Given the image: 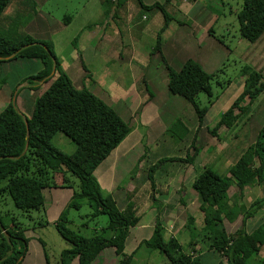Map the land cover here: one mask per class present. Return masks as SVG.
I'll use <instances>...</instances> for the list:
<instances>
[{"label":"rangeland","instance_id":"1","mask_svg":"<svg viewBox=\"0 0 264 264\" xmlns=\"http://www.w3.org/2000/svg\"><path fill=\"white\" fill-rule=\"evenodd\" d=\"M25 2L26 9L22 8L21 14L17 16L6 18L4 13L6 14L9 9L4 10L0 16V33L14 41H18L25 33L50 43L61 70L68 76L72 85L77 89L82 87L88 89L111 106L123 120L125 119L132 131L127 139H137V132L142 136L141 142L136 141L139 145L137 144L135 149L127 153L125 165L128 170L124 175L118 174V177H121L118 182L119 190L113 194L117 205L124 206L123 203H126L128 201L126 199L132 195H137L135 198L138 197L136 200L140 203L145 204L147 201L160 204L162 209L165 208L163 204L169 202L168 208H177L172 213L173 217L169 219L176 225L187 223L186 215L191 214L194 217V224L188 228L184 223L175 238L182 245L183 250L187 252L189 250V253L194 246L189 245L190 241L197 242L202 248L201 252L206 255L204 258L206 262L203 263L218 264L219 259L215 254L208 253L206 235L202 230L203 214L196 208L198 196L197 193L193 196L189 187L195 175L206 165H212L211 167L220 174H227L230 166L246 146L254 142L258 129L264 122L263 90L249 106L246 115L232 128L220 127L216 135L206 131V127L214 126L219 113L241 94L243 77H240L239 73L243 66H252L264 74V37L258 42H250L239 32L237 13L242 6V0H185V3L182 0H168L163 6L170 18L166 24L163 15L157 9H142L138 0H25ZM191 6L193 10L185 13ZM185 15L188 17L195 15L193 22L188 21ZM47 26L58 29L53 30ZM104 28H106L105 34L114 35L113 38L118 44L115 42L104 44L103 40H99ZM178 30L192 32V36L190 32L184 33L189 39L184 40L183 51L182 46H178L175 51L169 48L167 41L178 33ZM88 31L99 32L95 41L88 42L86 37ZM157 36L161 38V46H164L162 52L168 58V62L171 61L169 59L171 55H173L172 60L174 58L178 60V54L180 58L191 56L206 72L215 74L210 81L212 96L209 98L205 93L200 92L196 97L199 107L206 109L201 127L197 128L198 121L194 108L185 99L182 104L172 105V119L167 120V115L162 119L167 124L164 129L157 120L153 122L154 125L149 126L148 131L145 127H138L137 121L128 115L129 106L133 108L136 104L133 90L136 93L138 91L137 95L141 99H146L151 94L158 101L165 93L170 94L167 89L165 59L160 58L159 51H153ZM84 48L87 50L82 63L86 69L82 67L81 60L77 56V53L80 54ZM147 60H150V64L153 63L152 70L155 73L153 78L147 72L150 81L145 87L144 78H139L143 74L138 75L139 72L147 70H140L141 65L147 64ZM42 67V62L37 58L17 57L0 62V110L12 102L23 116H30L36 97L49 84V81H40L39 84L36 80L29 79ZM228 80H230L229 84H227ZM247 101L246 99L241 102ZM137 107L141 106L137 105ZM137 115L138 112L135 118ZM135 128V131L132 130ZM51 142L66 154L75 150L74 142L61 131L53 135ZM138 154L143 156L136 164L135 155ZM160 158L165 159L153 172L155 182L153 189L147 177V170ZM190 158L191 160H185ZM62 179H65L64 183L72 189H78L79 181L70 172L56 174V183H61ZM170 180L176 185L168 189L165 183ZM129 182L134 184L136 189L134 192L126 193ZM103 191L111 194L104 189ZM228 192L229 195H233L237 192V187L235 185L230 187ZM44 195L48 206L51 202L48 188ZM182 196L189 209L182 204ZM257 197L264 198V183L245 186L243 196L239 200L248 207ZM191 200L195 202L191 203ZM134 204L139 203L135 201ZM192 206L197 210H193ZM153 208L155 209V205ZM0 211L7 213L3 216L6 225L11 226L10 220H12L24 232L26 261L21 264H46V261L48 264H61L63 247H69L70 244L59 235L53 224L45 223L41 210L19 209L15 207L10 196L5 194L1 198ZM90 211L91 208L84 200L78 210H69L68 217L71 221L66 225L85 236L99 232L106 226L107 216L99 214L89 218L87 215ZM152 212L154 215L157 213L154 210ZM153 214L149 210L142 219L151 220L154 218ZM263 220L264 206H261L247 219L245 228L251 231ZM223 222L226 231L232 232L240 226L241 215H238L233 222L226 219ZM38 238L40 240H36ZM130 248L128 244L126 251L129 252ZM195 253L194 250L193 254ZM154 255L156 258H153ZM113 257L116 255L114 254L111 259ZM262 258H264V247L256 255L257 260ZM113 261L108 264H113ZM167 263L166 258L157 250L141 247L137 248L132 264Z\"/></svg>","mask_w":264,"mask_h":264},{"label":"trees","instance_id":"2","mask_svg":"<svg viewBox=\"0 0 264 264\" xmlns=\"http://www.w3.org/2000/svg\"><path fill=\"white\" fill-rule=\"evenodd\" d=\"M10 1L0 0V16ZM138 2L142 9H157L165 24L170 19L162 4ZM237 19L243 38L250 42L260 41L264 37V0H242ZM160 41L157 36L153 51L161 53ZM0 57V62L17 57L37 58L43 67L29 79L49 81L46 89L36 97L30 116H23L12 102L0 110V202L8 194L15 207L26 211L41 210L45 223H48L42 190L56 185L71 187L64 183L65 179L61 183L55 182L56 173L70 172L79 181L78 189H73L65 208L53 223L59 235L70 244L60 256L61 264H70L74 258L78 264H92L107 247H114V253L119 257L116 264H132L137 248L141 247L157 250L166 258L167 264H200L194 250L190 253L184 251L175 237L165 241L157 215L151 236L142 240L130 254L124 253L129 229L139 220L136 206L128 199L125 207L118 208L112 195L100 187L93 172L128 135L129 125L97 95L84 87L77 89L72 85L61 70L51 44L45 40L24 33L14 41L0 33ZM165 65L168 91L192 105L197 128L201 127L206 109L199 107L196 97L200 92L209 98L212 96L210 81L215 74L206 72L192 58H186L178 70L167 63ZM239 76L243 77L241 94L219 114L213 127H206L211 135H216L220 127L230 129L236 125L264 90V74L260 70L245 65ZM246 99L248 101L242 103ZM57 131L74 142L72 153H64L51 142ZM163 159L148 167L147 177L153 189V172ZM211 166L206 165L191 182L198 196V209L203 214L202 230L208 250L217 254L218 264H262L264 258L257 260L256 255L264 245V220L249 232L245 225L247 219L264 206V198H255L248 207L239 198L243 196L245 186L264 183V122L254 142L246 146L227 174H220ZM234 185L237 192L229 195L228 191ZM84 200L91 208L89 218L105 214L108 220L104 228L90 236L66 225L71 221L69 210H78ZM4 215L7 213L0 211V264H19L26 252V238L17 223L10 220L11 226L5 224ZM238 215H241L240 226L227 232L223 221L233 222ZM193 221L192 216H187L186 227L190 228Z\"/></svg>","mask_w":264,"mask_h":264},{"label":"crops","instance_id":"3","mask_svg":"<svg viewBox=\"0 0 264 264\" xmlns=\"http://www.w3.org/2000/svg\"><path fill=\"white\" fill-rule=\"evenodd\" d=\"M167 1L166 0L164 2L160 1V2H162V3H160L159 0H146V1L144 0L143 4L151 5V4L155 3V2H158V3H160V4H162L164 6L165 3H167ZM184 1L185 0H182V2H184ZM25 3H26L25 0H11L9 5H8L9 8L7 6V9H9V11L7 10L8 12L6 14L4 13V16L7 18V17L12 16V15L17 16V15L21 14L22 8H24V5H26ZM24 9H26V8H24ZM150 10H152V9H150ZM191 10H193V6H191L189 8V10H187V12H185V13H189ZM184 17H186V19L188 21H192L193 22V20L195 18V15H191L190 17L185 15ZM66 19H71V18L70 17H66ZM69 23H67V24H69ZM48 28H51L53 30L54 29H58V27L54 28V26L48 27ZM105 30H106V28H104L103 33L99 36L100 37L99 40L100 41L103 40L104 44H111V43L115 42L116 40H115V38H113L114 35L113 36H111L109 34L106 35L105 34ZM188 32H190V31H188V30H181V31L178 30V33H175L173 35V37L168 38L167 41L169 43V48H171V49H173L175 51V50H177L178 46H182V44H184V40L187 41V39H189V38H186V35L184 34V33H188ZM98 35H99V32H97V31L96 32L88 31V33L86 34L88 42L95 41V39L97 38ZM190 36H192V32H190ZM41 40H43V39H41ZM115 43L118 44V42H115ZM162 48H164V46H161L160 58L163 57L165 59V63H167L168 65H170L174 69L175 68L179 69V67L181 66V64L183 63V61L186 58H189V57L191 58V56H188V57L184 56L183 58L182 57L180 58V54H178L177 55V57H179L178 60L175 59V58L172 60L173 55H171V57L169 56L170 57L169 59H171V61L168 62L167 61L168 58L165 56L164 52H162L163 51ZM86 50L87 49L84 48V49H82L80 54L77 53L78 54L77 56L80 58L81 65H82L83 68H84L85 65L82 62H84L83 59H85V56H86L85 51ZM181 50L183 51V46H182ZM129 56L133 57L132 54H129ZM118 58L123 60V58H120V57H118ZM150 60H147V64L145 66L141 65V67H140V70H144L145 71V69H147L148 71L147 70L145 72L141 71V72H139V75H138V76H140V75L143 74V76H140L139 78H142V79L144 78V80H145V83L143 84L144 86H145V84L148 86L149 85V81H150L149 76H147V72H148L149 75L153 76V78H154V73L155 72L152 70V67L154 65H153V63L150 64ZM84 69H86V67ZM38 83L40 84L41 82H38ZM133 87H134V85H133ZM133 92H134V96L136 98V104L133 106V108L129 106L130 111H129L128 115L131 118H133L134 120L137 121L138 127H141V128L145 127L148 131H149V126L154 125L153 122H155V121L157 122V120L161 122L162 125H160V127L163 126L162 129H164L165 125H167V124L162 119L166 115H167V120L168 119H172V116H173L172 105H176V104H180V103L182 104V101L184 99L181 96L172 95V94L170 95V94H166V93L165 94L163 93L164 96H161L159 98L160 101L156 100V97H154V96L152 97V95L148 96L146 99H141L137 95L138 91L136 93L133 90ZM137 105H140L141 107L139 108V107H137ZM137 108H139L138 111H137ZM226 108H227V106H226ZM137 112H138V115H137V118H135ZM132 130L135 131L136 128L132 129ZM131 133H132V131H130V133H128L126 138L124 140H122L121 143L109 153V155L95 168V170L93 172L95 177H96V179H97V181H98V183H99V185H100V187L102 189L108 191V192H111V195H112L113 199L115 200L116 205H117V202H116L117 200L115 199L113 194H114V192L119 190L118 182L121 180V177H118V174L124 175V173L128 170L126 165H125V160H126V157H127V153L130 150L135 149V146L137 144L139 145V143L136 144V141H139V142L142 141V136H141V134L139 132H137L138 133V138L137 139H135V138H133L131 140L127 139V137L131 135ZM146 139H147V137H146ZM142 156H143V154L142 155L138 154L137 156L135 155V157L137 158L136 159V164H137V162H140V158ZM141 162H142V160H141ZM56 181L57 180L55 179V182ZM165 184L167 185L166 188H168V189H171V187L176 185V183L171 181V180L169 182L165 183ZM154 185H155V182H154ZM180 188H181V186L179 187V189ZM135 189H136V186H134V184H131L129 182L127 187H126V190H127L126 193L127 192L128 193L129 192L130 193L134 192ZM189 189L193 192V196H195L196 195V191L192 188V186H190ZM45 190H46V188H44L42 190V193H43V196H44V215H45V218L47 219L48 224H53L55 222V220L57 219V217H58L59 213L61 212V210H63V208H65L67 202L69 201V199H70V197H71V195L73 193V189L71 187H66V186H61V185H56V187L48 188L49 200L51 201L48 206L46 205V197L44 195ZM126 196H127V194L125 195V198H126ZM136 196L132 195L129 199L131 201H133V202L136 201V202L139 203L138 205H135L136 206V214L139 216V220L134 226L130 227V229H129V233H128V236L126 238L125 247H124V253H126V254H130L132 251L135 250V248L138 246V244L142 240L148 239L151 236L152 230H153V226H154V223H155V216L156 215L159 217L160 221L162 220L161 221L162 233H163V238L165 239V241H167L170 237H175V235L178 234L180 232V230L183 228V225H185L184 223H186V222H184V223L176 225L174 222L169 220V219H171V217H173L172 213L175 212L174 209H177L176 207H172L171 209L168 208V203L169 202L164 203L163 206L165 205V208L162 209V206L160 204H153L152 202L149 203L147 201H145V204L140 203L139 201H137L138 197L135 198ZM183 197L184 196L181 197L182 204L185 205V208L186 207L188 208L189 205L188 204L186 205V200ZM153 198L155 199V197H153ZM126 200H128V199H126ZM126 200H124V202H126ZM164 201H165V199H164ZM188 201H189V199H188ZM188 201H187V203H189ZM194 202H195V200H191V203H194ZM126 203H123V204L126 205ZM196 204H197L196 208H198V206H199L198 199H197V203ZM125 205L122 206V207H119L117 205V207L118 208H123V207H125ZM141 205H142V207H141ZM154 205H155V209L153 208ZM192 208H193V210L196 209L195 206H192ZM149 210L151 211L152 214H153V212H152L153 210L156 211L157 213H156V215L153 214L154 218H152L151 220L147 219L146 221H144L142 218H143L144 214L147 213ZM189 215L192 216L191 214H187L186 215V219H187V216H189ZM192 218L194 219L193 216H192ZM246 231L249 232L247 229H246ZM36 237L37 236H35V238ZM36 240H40V239L38 238ZM34 242L36 243V241H34ZM128 244H130V246H131L129 252L126 251ZM193 245L194 246L192 248H193V250L196 251V253L194 255H198L199 258H200V264H204L206 262V259L204 260L206 255L204 254V252H201L202 248L200 246H198L197 242H195V243L193 242ZM263 247H264V245H262L261 248H263ZM63 248L67 249L68 247H63ZM208 253L209 254L210 253H214L215 256L218 258L217 254L215 252L208 250ZM114 254H115L114 253V247H107V248H105L104 250L101 251L99 256L96 259H94L93 262L95 261L96 264H108V263L112 262L113 259H114L113 264H116L118 259H119V257L116 255V257H113V259H111V257ZM154 257L156 258L155 255L153 256V258ZM25 259L26 258L23 256V258L19 262V264H21L22 262L26 261ZM70 264H78L77 259L74 258L70 262Z\"/></svg>","mask_w":264,"mask_h":264},{"label":"water","instance_id":"4","mask_svg":"<svg viewBox=\"0 0 264 264\" xmlns=\"http://www.w3.org/2000/svg\"><path fill=\"white\" fill-rule=\"evenodd\" d=\"M0 58H1V57H0ZM25 124H26V127H27V123H26V121H25ZM27 134H28V127H27ZM262 264H264V260H263Z\"/></svg>","mask_w":264,"mask_h":264}]
</instances>
